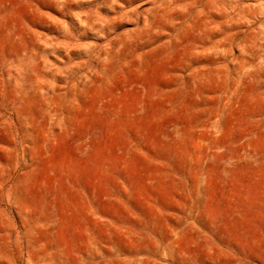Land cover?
Instances as JSON below:
<instances>
[{"label":"rangeland","instance_id":"obj_1","mask_svg":"<svg viewBox=\"0 0 264 264\" xmlns=\"http://www.w3.org/2000/svg\"><path fill=\"white\" fill-rule=\"evenodd\" d=\"M0 264H264V0H0Z\"/></svg>","mask_w":264,"mask_h":264}]
</instances>
